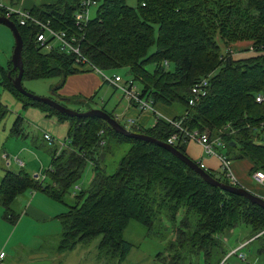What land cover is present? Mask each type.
I'll use <instances>...</instances> for the list:
<instances>
[{"label": "trees", "instance_id": "trees-1", "mask_svg": "<svg viewBox=\"0 0 264 264\" xmlns=\"http://www.w3.org/2000/svg\"><path fill=\"white\" fill-rule=\"evenodd\" d=\"M98 1L96 16L81 39L84 58L104 71L127 67L133 82L141 84L142 96L178 108L182 114L175 119L184 118L186 127L207 130L211 137L220 135L232 161L247 159L253 164L252 174L264 172V101L256 99L258 94L264 96V0H137L136 6L127 0ZM79 4L80 0H58L30 11L56 29L75 33ZM0 15H5L4 8L0 7ZM11 20L24 41L23 80L63 79L90 69L77 62L75 54L43 50L36 41L39 26L22 25L16 14ZM244 40L253 43L257 55L236 59L232 52L223 53L224 45ZM17 75L12 61L7 68L0 66V85L24 108L38 107L69 125L61 145H55L54 139L50 142L52 161L45 178L24 169L5 174L0 204L8 220L15 222L20 215L11 206L18 195L41 189L68 207L58 214L62 249L101 235L102 250L121 261L134 246L124 237L131 219L152 227L157 219L167 218L174 238L156 258L165 264H218L229 251L223 247L222 235L239 224L252 229L243 240L259 243L264 250V206L213 185L166 147L124 135L100 116H72L31 99L14 86ZM209 75L207 95L191 106L192 86ZM7 113L0 100V123ZM227 125L233 133L220 132ZM127 128L162 142L175 132L164 119L153 127ZM121 142L131 147L109 173L100 162L113 143ZM175 147L186 154L184 143ZM88 162L93 175L86 187L78 188ZM207 172L230 182L223 171Z\"/></svg>", "mask_w": 264, "mask_h": 264}, {"label": "crops", "instance_id": "crops-1", "mask_svg": "<svg viewBox=\"0 0 264 264\" xmlns=\"http://www.w3.org/2000/svg\"><path fill=\"white\" fill-rule=\"evenodd\" d=\"M57 1L58 0H0L4 5L24 10H31L37 5L52 4ZM232 47V56L236 59L253 56L252 51H254V47L251 41H239L233 43ZM241 49L244 50L240 51ZM63 83V85L57 87V91L54 90L51 97H58L57 99L63 101H78L80 104L81 100H76V98L93 100L97 92L103 89L104 84H106L103 82L99 73L88 72V70L69 74L63 78ZM55 94H57L56 97ZM126 101L127 103L123 105V109L119 112H109L105 108L102 109L112 113L119 121L120 119H125V122L130 125L136 124L145 128L149 126L153 127L159 119L169 121L182 114L178 108L170 107L161 103L154 104L153 110L142 111L132 105L127 99ZM23 111L24 113L22 112L18 114L14 125H12L9 130L6 125L3 129L4 134L0 135V184L7 171L11 169L17 171L18 169L25 170L26 167H31L28 169L29 171H26L35 177L36 174L40 172L43 174L45 173L43 167L39 172L35 169V161L32 160L31 155L28 154L32 149L31 143H22L19 141V138L22 140L26 139L31 136L29 133L40 128L44 129L43 135H45V133L52 134L54 141L56 139L57 141L59 139L64 141L68 134L69 124L67 122H61L56 116H49L48 112L35 106H28L27 108L23 107ZM18 120L19 125L16 127ZM25 125L28 127L26 130ZM27 130L28 132L26 133ZM38 131L33 132V134L35 135ZM65 131L67 132L64 137L63 134H65ZM11 137H16L18 140L11 139ZM48 142V147L45 150L49 152L52 158L53 145H51L50 141ZM54 144L59 146L62 143L58 144L57 142H54ZM34 145L36 147L40 146L41 148H44L43 145L41 146L38 143H34ZM184 146L186 154L196 162L203 164V167L206 170L216 173L222 171L219 158L207 154L203 147L198 143L189 141L184 143ZM4 154H6L8 158H4ZM8 159L10 160V163H8ZM17 159H20L23 162L22 166L17 163ZM232 167L240 184L256 193L264 192V187L252 177L251 170L253 164L249 160H235L232 162ZM15 199L21 203L20 207L23 206L22 213H20L15 222L8 220L4 216L5 209L4 206L0 204V249L6 251L4 263L79 264L76 256L82 242L78 243L71 250L62 249L60 247L62 222L61 224L59 223V216H50L61 213L56 210V208H59L56 203L59 202L53 200L46 192H44V190L41 189L26 191ZM51 230H53L52 233ZM23 237H26L29 240V243L25 242ZM240 240H243L242 237L239 241ZM31 243L33 244L30 245ZM26 246L28 247L26 248ZM247 247H249V252H247L245 248L247 259L240 260L236 256H233L231 258L232 263L264 264V250H260L259 243L252 241ZM65 251H69L68 254H65ZM69 258L72 259V263H70ZM200 264H204V262L201 261Z\"/></svg>", "mask_w": 264, "mask_h": 264}, {"label": "rangeland", "instance_id": "rangeland-1", "mask_svg": "<svg viewBox=\"0 0 264 264\" xmlns=\"http://www.w3.org/2000/svg\"><path fill=\"white\" fill-rule=\"evenodd\" d=\"M127 4L131 6H136L137 0H127ZM96 13H97V8L92 7L91 17H95ZM244 41H248V40H244ZM229 46L224 45L222 47L224 54H226L227 52H232L233 47L232 46L229 47ZM14 47H15V37L13 35L12 30L8 26L0 23V66L5 68L8 67L13 56ZM154 49L155 48H153V50ZM243 50L244 49H241L240 51ZM256 52L257 51L254 50L252 51V54L257 55ZM148 68L152 69L153 65H149ZM88 72H93L97 74V72L91 68L88 69ZM104 72L109 76H113L114 74H119L122 76L123 80L132 79L127 67L121 68L118 71H104ZM105 83L106 84H104L103 89L97 92L93 100L86 101L85 98H76V100L78 99L81 100V104L78 103V101L73 102V101L60 100V102L70 109L79 110V111H87L91 108L93 109L105 108L109 112L121 111L124 107L123 105L127 103L126 101L127 98L124 96L120 88H117L108 82ZM63 84H64L63 79L62 77L59 76H52L41 79L26 78L23 80V86L29 93L41 97H51L52 93H54V90H56L57 87ZM135 85L137 86L138 89H142L141 84L139 82L136 81ZM56 95L57 94H55V97ZM57 98L54 99L57 100ZM0 100L8 108L7 115L0 123V135H1L4 134L3 129L6 125L8 126V130H9L11 126L14 125L15 120L18 117V114L22 112L24 113L23 111L24 104L17 96H15L12 92L5 89L1 85H0ZM120 122L126 127L130 126L129 123L125 122V119H120ZM26 128L28 129L27 125H25V130ZM35 131L38 132L34 135L33 132ZM27 132L28 130L26 131V133ZM43 132H44L43 128L33 130L31 133H29L31 136L26 138L27 141L26 139L22 140L21 138H19V141H21L22 143L23 142L28 144L31 143L32 149L28 154L31 155L32 160L35 161V169L38 172L42 169V167L44 168V172H46V170H48L50 167V162L52 159L49 152L45 150L48 147L49 142L46 141V139H44ZM66 132L67 131H65V134H63L64 137L66 135ZM11 139L14 140L16 139V141L18 140V138L16 137H11ZM55 141L58 144L63 143L62 139H59L58 141L56 139ZM34 143L35 144L38 143L41 146L43 145L44 148H41L40 146L36 147ZM130 147L131 144L129 142L113 143L111 148H109V152L101 160L100 162L101 165L106 169L107 172L109 173L114 172L118 167V163L120 159L126 154V152L130 149ZM222 150L227 152L226 147L223 148ZM29 168L31 167L28 168L26 167L25 170L29 171L28 170ZM38 174H42V173L40 172ZM91 175H93L92 164L91 162H88L85 167L84 173L79 178L78 184H76V186L78 188L86 187V184L89 182V178L91 177ZM56 204H58L59 206V208H56V210H58L59 212L66 211L68 208L67 205L62 202ZM20 205L21 203H19L18 200L15 199L11 206L13 207L14 211L22 213L23 206L20 207ZM50 216H58V215H50ZM59 223L61 224L60 219H59ZM52 232L53 230H51V233ZM250 233H252V229L250 225L248 224L236 225L231 230L227 231L225 235H222L221 240L223 241V247H227L228 250H230L232 247H235L240 243L241 240L239 241V239H241V237L242 239H247ZM124 237L125 239L133 242L134 246L130 251V253L127 255V257L122 259L121 261H119L118 256L109 257V255L105 253L106 251L104 252L102 250L100 246V241L102 236L98 235L87 241H82V245L79 247L77 251L78 252L76 256L77 262L79 264L80 263L81 264H165L163 261L158 260L156 258L160 252H164V250L167 248L168 244L174 238V233L173 230L171 229V222L167 218L157 219L152 227H147L146 225H144V223L140 222L137 219H131L124 231ZM23 239L25 240V242L29 243V240L26 237H23ZM32 244L33 243H31L30 245ZM27 247L28 246H26V248ZM67 250H71V249H67ZM246 250L247 252H249V247H247ZM65 252H66L65 254H68L69 251H65ZM69 261L70 263H72L71 258H69Z\"/></svg>", "mask_w": 264, "mask_h": 264}, {"label": "built area", "instance_id": "built-area-1", "mask_svg": "<svg viewBox=\"0 0 264 264\" xmlns=\"http://www.w3.org/2000/svg\"><path fill=\"white\" fill-rule=\"evenodd\" d=\"M98 0H80L79 8L74 14L75 26L77 27V32L71 33L68 30L56 29L53 27L49 21L43 22L38 17L34 16L30 10L17 9L13 6L4 5L0 2V7L5 9V15L9 19L16 14L22 25L31 23L39 26V32L36 34V41L41 45L43 50L51 51L54 48L60 49L62 52L69 54H75L77 62L84 63L87 68H91L99 73L104 82H108L117 88H120L124 96L131 102L132 105L137 107L142 111H150L154 108V103L148 97H144L141 94V90L137 88L133 80H123L122 76L119 74H114L113 76L107 75L104 70L96 67L87 61L81 50V39L86 26L91 20V8H98ZM210 85V75L206 76L199 81H197L191 88V95L189 98V104L191 106L198 103V101L207 95ZM257 102L261 103L264 101V96L261 94L257 95ZM175 129V132L169 136L167 143L175 146V144H183L189 141L198 143L204 149V151L209 155L217 156L220 160L221 169L227 175L231 183L240 184L236 175L234 174L232 167V160L228 156L227 152L222 150L226 147V142L223 138L218 135L216 137H211L209 131H201L199 129H190L184 125V118L171 119L168 121ZM221 133H233L231 126L227 125L220 130ZM45 139L47 141H53L54 137L50 133H45ZM4 158H8L6 154L3 155ZM9 160V159H8ZM17 163L22 166L23 162L20 159L16 160ZM10 163V160L9 162ZM200 164V163H199ZM202 167L203 164H200ZM204 168V167H203ZM205 169V168H204ZM206 170V169H205ZM39 179L45 178V173L36 174ZM252 177L260 184L264 186V172L255 171ZM259 194V193H258ZM264 197V194H260ZM250 240V239H249ZM249 240H242L240 243L231 248L219 261L218 264H233L231 258L236 256L240 260H246L247 253L245 248ZM6 256V251L0 249V264H5L4 259Z\"/></svg>", "mask_w": 264, "mask_h": 264}, {"label": "water", "instance_id": "water-1", "mask_svg": "<svg viewBox=\"0 0 264 264\" xmlns=\"http://www.w3.org/2000/svg\"><path fill=\"white\" fill-rule=\"evenodd\" d=\"M0 23L8 26L15 37V47L14 52L12 56V64H13V70H18V75L14 78L13 83L14 86L24 95L30 97L34 100L42 101L55 109H57L61 113H67L68 115L72 116H100L103 119H105L116 131L130 136V137H136L140 139H144L147 141L155 142L159 145H162L172 151L175 155H177L182 161H184L187 165H189L192 169H194L197 173L201 174L207 181L212 183L213 185L220 186L226 190H230L239 194H242L252 200L253 202H257L260 205L264 206V197L248 188H246L243 185L240 184H234L231 182H225L220 179L215 178L211 174L207 172L198 162L187 156L185 153L181 152L179 149H177L175 146L167 143L157 140L155 137L138 133L129 130L127 127H125L123 124H121L116 118H113L107 111H105L102 108H91L87 111H78L73 110L65 106L63 103L57 101L53 97H41L37 96L35 94L29 93L23 86V75H24V62H23V56L22 51L24 47V41L23 38L16 26V24L9 19L8 17L4 15H0Z\"/></svg>", "mask_w": 264, "mask_h": 264}]
</instances>
